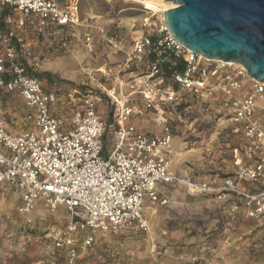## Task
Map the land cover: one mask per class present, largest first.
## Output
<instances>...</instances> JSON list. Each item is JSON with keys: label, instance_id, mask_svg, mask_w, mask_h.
<instances>
[{"label": "built area", "instance_id": "2783aa9c", "mask_svg": "<svg viewBox=\"0 0 264 264\" xmlns=\"http://www.w3.org/2000/svg\"><path fill=\"white\" fill-rule=\"evenodd\" d=\"M80 3L0 0V94L20 99L28 126L16 132L0 119V193L17 195L28 225L37 205L64 211L67 220L46 238L65 264H81L99 239L148 232L146 207L169 203L161 195L166 186L180 185L192 197L212 195L247 220L264 219V83L240 63L187 49L170 34L163 12L146 10L130 34L106 23L84 38L89 50L126 54L120 72L130 86L108 92L114 107L108 125L100 96L46 90L29 64L35 42L28 34L77 29ZM195 111L214 129L203 164L220 156L227 171L202 180L173 169V137ZM220 136L228 148H216Z\"/></svg>", "mask_w": 264, "mask_h": 264}, {"label": "rangeland", "instance_id": "374dc122", "mask_svg": "<svg viewBox=\"0 0 264 264\" xmlns=\"http://www.w3.org/2000/svg\"><path fill=\"white\" fill-rule=\"evenodd\" d=\"M146 10L132 0H81L82 26L70 32L31 31L28 34L27 38L35 42L34 56L29 62L34 74L49 73L54 80L61 82L58 83L61 96L70 90L91 91L100 96L106 121L110 114L113 119L114 107L108 92L114 89L119 92L121 88L128 90L130 86L129 77L120 72L126 54L99 46L89 50L84 38L91 28L106 23L119 25L125 34H130L136 29L133 26L138 28L146 17ZM161 14L158 13L157 17ZM57 65H63L64 69H50ZM101 68L106 74L100 72ZM42 84L50 90L49 84L43 81ZM24 113L19 98L0 94V119L16 132L28 128L23 122ZM137 121L142 125L140 119ZM182 126L172 142L173 149L178 152L199 150L214 137L212 125L203 121L198 111ZM219 139L220 144H215L222 149L228 148L225 136ZM107 141L110 145L112 136ZM194 153L200 154V150ZM222 160L219 156V164ZM179 163L176 167L184 175L187 166L183 161ZM217 173L218 169H212L207 176ZM166 193L170 195L167 205L146 207L145 216L150 224L148 232L99 239L82 256L80 263L264 264V219L247 220L240 213L233 214L229 203L220 202L212 195L189 196L183 187L169 188ZM18 207L17 195L0 193V264H65L64 255L52 247L46 236L49 228L63 224L67 215L61 210L52 214L37 205L30 216L34 224L28 225L26 218L18 213Z\"/></svg>", "mask_w": 264, "mask_h": 264}, {"label": "water", "instance_id": "95a60500", "mask_svg": "<svg viewBox=\"0 0 264 264\" xmlns=\"http://www.w3.org/2000/svg\"><path fill=\"white\" fill-rule=\"evenodd\" d=\"M170 34L208 60L242 64L264 83V0H166Z\"/></svg>", "mask_w": 264, "mask_h": 264}, {"label": "crops", "instance_id": "0c3cea01", "mask_svg": "<svg viewBox=\"0 0 264 264\" xmlns=\"http://www.w3.org/2000/svg\"><path fill=\"white\" fill-rule=\"evenodd\" d=\"M49 74V73H48ZM50 75V74H49ZM43 82H46L47 84L50 85V90H56V88L59 90L60 89V86L58 85L59 84H62L61 82H57L56 80H54V78L50 75V78H43L42 79ZM67 85V84H66ZM62 86H65V84H63ZM71 91V90H70ZM3 95V94H2ZM9 96V95H7ZM179 134V133H178ZM208 143V142H207ZM207 143L204 145L206 146ZM219 144H215L216 148H220V146H218ZM204 146L199 149L200 150V154H197V153H194L195 152H198L199 150L197 149H192L191 151L189 152H178L177 150H174L173 149V169L182 177L184 178H191L193 180H202V179H205L207 177V174L209 172L212 171V169H225V165L223 164V160L220 162H218V159L214 162V163H210V164H206L204 165L203 164V161H202V153H203V150H204ZM183 156H182V155ZM187 154V155H186ZM181 155V156H180ZM196 160H199L198 163H195L194 161ZM181 161H183V163L186 164L187 166V171L185 172V174L181 175L176 167V165ZM179 163V164H180ZM194 166H198L199 168H195L194 169ZM225 172H227L226 170H224ZM198 173V175H197ZM201 173V174H199ZM175 187H181L180 185L178 186H166V187H162L161 188V195L162 196H166L169 201H170V195L169 194H165V191L169 188H175ZM61 213L64 214V211L61 210L60 211Z\"/></svg>", "mask_w": 264, "mask_h": 264}, {"label": "bare ground", "instance_id": "6f19581e", "mask_svg": "<svg viewBox=\"0 0 264 264\" xmlns=\"http://www.w3.org/2000/svg\"><path fill=\"white\" fill-rule=\"evenodd\" d=\"M132 1H134L137 4L143 5L145 8H147L150 11H153V12H163V14L165 12H167L168 10H171V9H174V8L177 7L176 4H174V3H168L166 0H132ZM50 69H55V70L60 71V70H63L64 68H63V65H57L56 67H51ZM100 72H106V71L104 70V68H101L100 69ZM109 94L110 95H113L114 94L113 90H110L109 91ZM180 148H182V147H180ZM181 151H184V149L181 150Z\"/></svg>", "mask_w": 264, "mask_h": 264}, {"label": "trees", "instance_id": "16d2710c", "mask_svg": "<svg viewBox=\"0 0 264 264\" xmlns=\"http://www.w3.org/2000/svg\"><path fill=\"white\" fill-rule=\"evenodd\" d=\"M34 76L35 77H37L38 79H40V80H42L44 77L46 78H50V75L48 74V73H42V74H34ZM199 114H200V112H198ZM112 121H113V119H112V114H110L109 116H108V119H107V124L108 125H111L112 124ZM107 139H108V137H107Z\"/></svg>", "mask_w": 264, "mask_h": 264}]
</instances>
